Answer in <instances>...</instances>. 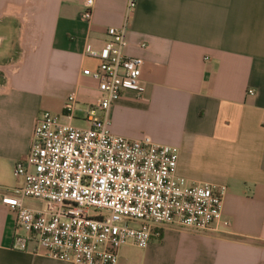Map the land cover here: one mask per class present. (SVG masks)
<instances>
[{
	"label": "crops",
	"instance_id": "crops-1",
	"mask_svg": "<svg viewBox=\"0 0 264 264\" xmlns=\"http://www.w3.org/2000/svg\"><path fill=\"white\" fill-rule=\"evenodd\" d=\"M84 2L0 0V264H73L32 243L12 248L15 213L1 196L21 183L13 166L42 112L62 115L75 93L82 121L99 102L96 81L82 74L98 61L84 47H102L126 5L93 0L85 21ZM125 33V54L142 60L144 91L121 93L110 131L177 147L178 175L226 186L229 225H160L146 248L121 247L117 264H264V0H138ZM131 114L146 134H136Z\"/></svg>",
	"mask_w": 264,
	"mask_h": 264
},
{
	"label": "built area",
	"instance_id": "built-area-1",
	"mask_svg": "<svg viewBox=\"0 0 264 264\" xmlns=\"http://www.w3.org/2000/svg\"><path fill=\"white\" fill-rule=\"evenodd\" d=\"M138 0H125L121 27H108L99 49L84 54L98 61L84 69L96 81L99 102L72 124L71 93L58 116L44 111L35 120L27 155L13 166L21 183L1 196L15 213L12 248L34 251L73 264H117L121 247L146 248L160 225L198 231L221 221L223 184L194 182L176 173L178 148L149 136L127 138L110 131L109 110L124 90L142 98V60L125 54L126 25ZM93 0L81 18L89 21ZM143 46V45H142ZM252 94V91H249ZM37 201L42 207L24 204Z\"/></svg>",
	"mask_w": 264,
	"mask_h": 264
},
{
	"label": "rangeland",
	"instance_id": "rangeland-1",
	"mask_svg": "<svg viewBox=\"0 0 264 264\" xmlns=\"http://www.w3.org/2000/svg\"><path fill=\"white\" fill-rule=\"evenodd\" d=\"M130 124L134 127L133 130L136 131V134H146L147 131L145 130V128L141 127L139 123H137L138 119L136 117V115L134 114H131V118H130ZM109 121H110V124H111V121H112V118L109 117ZM72 124L74 126H77V127H84V123L78 119H73L72 120ZM30 206H37V207H42V205H36L35 201L31 200V202L29 203Z\"/></svg>",
	"mask_w": 264,
	"mask_h": 264
}]
</instances>
